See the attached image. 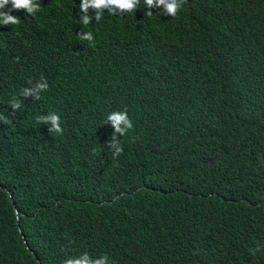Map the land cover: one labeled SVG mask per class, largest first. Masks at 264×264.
I'll return each mask as SVG.
<instances>
[{"label":"trees","instance_id":"obj_1","mask_svg":"<svg viewBox=\"0 0 264 264\" xmlns=\"http://www.w3.org/2000/svg\"><path fill=\"white\" fill-rule=\"evenodd\" d=\"M112 1L0 0V264H264V0Z\"/></svg>","mask_w":264,"mask_h":264},{"label":"clouds","instance_id":"obj_2","mask_svg":"<svg viewBox=\"0 0 264 264\" xmlns=\"http://www.w3.org/2000/svg\"><path fill=\"white\" fill-rule=\"evenodd\" d=\"M36 3L50 7L53 10L61 9L62 4L69 0H34ZM25 0H23V3ZM108 11L117 18L130 17L129 14L134 15L141 5H144V0H113L106 4ZM167 0L161 1L159 4L154 5L153 10L160 13L162 17L169 19L168 24L162 27V35L164 36L165 45L177 52V60L184 52L183 43L180 40L178 26L180 23V16L178 10H167ZM204 37L195 36L190 29L187 34L190 37L189 45H198L203 50H209L216 46L221 45L229 38L237 35L244 44L249 45L256 50L264 53V34L256 31L240 28L237 23V18L233 13L227 11H219L213 14L210 24L204 28ZM246 117L250 122L257 123L254 114L255 109L252 103H247L245 106ZM18 215V214H17ZM19 219V218H18ZM18 228H20L18 226ZM20 232V229H19ZM23 234L22 231L20 232ZM25 237V236H24ZM23 238V236H22ZM24 241V238H23ZM27 244L26 239L24 241ZM28 244L26 245V247ZM29 247V246H28ZM27 249L34 255L30 250ZM39 263V261L37 260Z\"/></svg>","mask_w":264,"mask_h":264},{"label":"water","instance_id":"obj_3","mask_svg":"<svg viewBox=\"0 0 264 264\" xmlns=\"http://www.w3.org/2000/svg\"><path fill=\"white\" fill-rule=\"evenodd\" d=\"M9 196H10V201L13 203L14 205V202H13V199H12V196L10 195V193L8 192ZM16 214H18V211L16 210ZM20 229V228H19ZM20 232H21V229H20ZM23 238H24V241H25V237L24 235L22 234ZM27 245V244H26ZM28 247V246H27ZM29 248V247H28Z\"/></svg>","mask_w":264,"mask_h":264}]
</instances>
